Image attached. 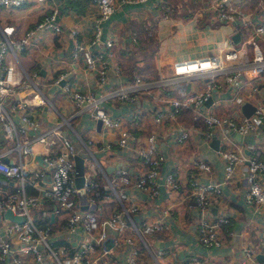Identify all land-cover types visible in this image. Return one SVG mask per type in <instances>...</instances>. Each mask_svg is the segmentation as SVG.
Returning <instances> with one entry per match:
<instances>
[{"label": "built area", "instance_id": "obj_1", "mask_svg": "<svg viewBox=\"0 0 264 264\" xmlns=\"http://www.w3.org/2000/svg\"><path fill=\"white\" fill-rule=\"evenodd\" d=\"M42 1V0H37ZM144 1V0H128ZM198 2L202 14L211 13L220 21L229 24L234 33H239L240 39L232 47L222 52H214L201 57L189 58L172 63V79L185 76L187 79H199L201 84L193 90H182V96H159L155 101L168 103L172 111L158 108L148 115V122L157 128L163 125L167 117L176 118L179 110H189L193 123L184 125L174 122L171 131L175 130L176 146L191 139L194 134L200 135L206 142L213 136L219 140L217 153L223 162L222 184L234 181L236 169L244 175L246 187L243 191L246 204L264 206V187L259 175L264 174V157L257 158L258 149L264 151V17H259L256 10L264 9V0H192ZM26 0H0V7H19ZM97 8V16L93 20L92 38L88 45L78 39V30L69 29L72 38L70 56L72 61L80 59L85 72L95 71L100 83L107 77L105 73L110 66L119 72L114 65L115 54L112 52L113 38H102L101 22L109 18L116 10L115 0H93ZM55 35L63 33L59 23V10L51 9L33 26L22 34L16 33L12 24H0V122L7 137L18 140V131L25 126L37 124L31 117L20 112L25 107L40 110L49 103V98L43 93L36 82L27 76L21 64V55L32 40L41 38L44 32ZM244 36V45L241 44ZM245 43L251 50L249 54ZM191 63L193 64H189ZM72 70L60 72L53 84L60 86L68 93L78 106V111H85L94 120H100L102 131L98 136H90L86 140L79 138L81 146L89 160L84 159L82 188L87 204H94L93 209L80 208L78 187L75 185L74 156L78 154L76 144L67 137L60 139V149L56 153L44 156L43 169L29 170L25 158L32 152L33 138L17 141V159L6 161L0 158V175L13 180L17 186L15 193H8L0 198V214L11 210L15 215L24 217L17 222L4 218L0 224V261L9 264H30L31 258L35 264H163L169 256H176L171 250L151 248L144 234L153 235L168 229V222L155 220H140L136 223L131 213L138 211L139 205L127 191L134 187L144 191L148 197H154L163 186L169 199H173L179 190L186 185L181 182L179 169L166 173L160 181V166L165 160L164 154L157 148V128L144 138H139L132 132L131 121L145 119L138 103L139 94H149V82L139 75L134 76L131 86H120L104 91L99 95L91 91H81L71 87L67 79ZM247 75L249 79L244 78ZM252 86V91L258 93L255 100L247 101L240 93L243 85ZM229 88L230 106L222 112L211 110L214 104V91ZM24 92L21 100L8 101L18 92ZM138 94V95H137ZM119 98L122 101H135V108L130 111V117L113 115L102 103L105 100ZM212 98L210 105L205 102ZM245 100H244V99ZM249 102L253 111L247 116L241 111V104ZM17 116L18 122L13 120ZM202 122L197 125L196 122ZM57 127L51 128L56 131ZM246 132L255 134L253 143L248 147L254 149L255 156H249L244 148L233 139V133L242 135ZM50 133V132H49ZM47 132L39 134L35 139L45 142ZM77 134V133H76ZM142 139V140H140ZM114 141L122 149H130L136 144V153L140 156L141 165L137 174L130 177L125 166L117 167L109 176L103 175L104 182L97 177L99 172L92 146L97 151H106ZM84 157V158H86ZM86 162V163H85ZM196 171L188 181V196L193 198L196 207L197 237L206 248H218L223 245L222 226L229 222L224 215L210 214V207L221 192L220 183L203 181L201 176L211 174L210 165L204 160L194 161ZM49 172V182H45L46 172ZM26 185L33 187L36 194L26 192ZM111 195L114 202L110 201ZM51 203L54 213H59L63 223L56 232L52 225L39 226L35 210L44 203ZM39 208V209H40ZM38 209V210H39ZM50 213L42 211L41 220ZM163 215H169L168 209ZM40 217V216H39ZM54 237V238H53ZM53 239H57L55 242ZM264 254V237L258 247ZM258 248L245 244L237 264H264L258 259ZM122 260V263H121ZM172 263V262H171ZM173 264V263H172ZM178 264H202L195 255L189 254ZM217 264H225L219 262Z\"/></svg>", "mask_w": 264, "mask_h": 264}, {"label": "crops", "instance_id": "obj_2", "mask_svg": "<svg viewBox=\"0 0 264 264\" xmlns=\"http://www.w3.org/2000/svg\"><path fill=\"white\" fill-rule=\"evenodd\" d=\"M116 10L114 13L101 22L102 38L111 36L113 38L112 52L115 54L114 65H118L119 72L114 71V66L108 67L105 76L107 79L100 83L98 74L93 70L85 72L82 61H72L70 50L72 38L69 29L78 30L80 42L88 45L92 38L93 20L97 16V8L93 0H26L19 7H0V24H12L16 28L17 34H22L28 27L33 26L51 9L59 10V23L63 28V33L55 35L51 32H44L41 38L35 41L32 53L21 55V64L30 78L40 87L43 93L49 98V103L41 106L40 110H33L25 107L22 111L31 117L37 124L22 127L24 130L18 131V140L33 138L32 152L26 158V168L29 170L43 169L45 167L44 156L49 153H56L60 149V139L67 137L71 139L76 147L81 146L79 138L86 140L90 136H98L102 131L97 128V120L89 117L87 112L78 111V106L71 99L68 93L61 90L60 86L53 84L54 78L65 70H72V74L67 79L71 87L81 91H91L96 95L117 88L120 86H131L134 76L139 75L148 81L149 94H139L138 103L144 120L138 122L131 121L132 132L139 138L146 137L151 131L156 130V126L150 121L148 115L163 108L172 111V107L166 103L155 101L159 96H182L181 91L193 90L199 87V79H187L185 76L172 79V63L175 61L186 60L189 58L201 57L218 51L225 43L234 44L232 35L233 28L220 21L214 14H202L198 2L192 0H144L133 1L115 0ZM257 16L264 17V9L255 11ZM189 15L192 19L185 24L182 17ZM201 21L204 30H214V24H219L221 42L214 43L215 51L204 55H190L195 52L192 46L197 42V36L211 35L197 28V22ZM209 27V28H207ZM226 28V30H223ZM245 35L243 34L242 37ZM245 40V39H244ZM248 50V45L245 43ZM50 47H53L52 54ZM218 48V49H217ZM224 51V50H222ZM34 55H37L34 57ZM187 55V56H186ZM251 55V53H250ZM245 80L249 79L247 75ZM264 85V84H263ZM264 87V86H263ZM24 92H18L8 101L21 100ZM241 95L247 100L252 101L258 93L252 91V86L243 85L240 90ZM138 95V94H137ZM214 104L210 106L214 112H222L228 108L230 102V91L228 87L214 91ZM243 98V99H244ZM244 99V100H245ZM137 100V99H136ZM135 101H122L119 98L103 101V107L113 115L130 117V111L135 108ZM13 120L18 122L16 115ZM181 122L190 125L193 120L186 116L185 112L178 111L176 118L167 117L163 125L157 128V148L161 151L165 160L161 163L160 181L164 175L173 169H179L181 182L186 186L176 192L173 199H169L163 186L154 197L148 195L134 187H127V191L132 199L139 205L136 213H131L132 220L138 225L140 220L161 219L168 222L167 231L155 232L149 235V246L151 248H161L171 250L176 256H169L168 261L163 264H178L180 260L189 254L195 255L202 264H237L240 251L245 244L260 246L261 239L264 237V206H254L246 204L243 191L246 187L244 175L237 168L234 181L222 184L223 162L220 159L217 149L210 146L200 135L194 134L191 139L183 144L176 146L174 143L177 132L171 131L174 122ZM197 123V122H196ZM101 125V124H100ZM202 125V124H197ZM57 127L56 131L51 128ZM156 127V128H155ZM264 129V125L261 126ZM47 132L45 142L35 139L39 134ZM50 132V133H49ZM77 133V134H76ZM255 134L259 132H246L242 135L233 134V139L244 148L249 156H255L254 149L248 147L253 143ZM15 137H7L0 122V158L6 161L17 159V149L15 148ZM142 140V139H140ZM79 147V148H80ZM136 144L130 149L120 148L114 141H111V148L106 151H97L95 146L92 150L99 168L96 173L100 183L104 182L103 175L106 173L111 176L115 169L125 166L130 177L137 174L141 165L140 156L136 153ZM260 154L257 158L264 157V151L258 149ZM38 154L42 158V164L34 160ZM79 154V153H78ZM90 156L86 157L89 160ZM204 160L211 167V174L201 176L203 181H213L220 183L221 192L215 198L210 207V214L224 215L229 222L222 226L221 234L223 245L218 248H206L198 240L196 218V207L193 198L188 196V181L191 174L196 171L194 161ZM86 163V162H85ZM259 180L264 187V174L259 175ZM45 182H49V172H46ZM17 186L13 180L0 175V198L8 193H15ZM26 192L36 194V190L26 185ZM51 203H44L41 208L35 210L36 221L39 225H52V231L56 232L63 223V218L59 213H54ZM211 208H214L211 210ZM39 209V210H38ZM168 209L169 215H163V211ZM53 213L45 216L41 220L42 211ZM40 216V217H39ZM5 217H0V224ZM54 238V237H53ZM58 242L57 239H53ZM258 259L264 263L263 252L258 248ZM172 262V263H171ZM30 264H35L30 258ZM122 263V260H121ZM0 264H9L0 261ZM144 264H147L144 261ZM150 264V262H149Z\"/></svg>", "mask_w": 264, "mask_h": 264}, {"label": "water", "instance_id": "obj_3", "mask_svg": "<svg viewBox=\"0 0 264 264\" xmlns=\"http://www.w3.org/2000/svg\"><path fill=\"white\" fill-rule=\"evenodd\" d=\"M232 39L235 43H237L240 39V35L239 33H234L232 35ZM212 101V98L208 99L206 102H205V105L208 106L210 105ZM241 111L245 114V115H249L252 111H253V106L252 104H250L249 102H243L241 104ZM97 128L100 127V120H97ZM234 135H236L238 137L239 134L237 133H233ZM210 146L214 149H218V144H219V140L216 136H213V138L211 139L210 141ZM84 157L81 156L80 154H75L74 156V162H75V185L78 187V198H79V204H80V208L84 209V208H89V209H93L94 208V204H87L86 202V196H85V192H84V189L81 187L82 186V182H83V172H84ZM34 160L37 161L38 164H42V158L40 155L36 154L34 156ZM214 208H211V210H213ZM3 216L5 218H8L10 220H13V221H17V222H20L23 220L24 217L22 216H18V215H15L11 212V210H6L3 212V214L1 215L0 214V217ZM51 220L53 219V213H51ZM263 258H264V254H263Z\"/></svg>", "mask_w": 264, "mask_h": 264}, {"label": "rangeland", "instance_id": "obj_4", "mask_svg": "<svg viewBox=\"0 0 264 264\" xmlns=\"http://www.w3.org/2000/svg\"><path fill=\"white\" fill-rule=\"evenodd\" d=\"M5 8V7H4ZM182 19H183V22L185 23V24H187L191 19H192V17L191 16H189V15H185V16H183L182 17ZM197 28H199V29H201V31H205V32H207V33H209L211 36L210 37H204L203 35H198L197 36V42L198 43H196L195 45H193L192 46V49H194L195 50V52L193 53V54H190V55H204V54H207V53H210V52H213V51H215L216 49H215V47H214V43L217 41V39H218V42H221L223 39H221V36H220V29H219V24H214V27H213V29L214 30H204L203 29V25H202V22L201 21H198L197 22ZM207 28H209V27H207ZM223 30H226L227 31V29L226 28H223ZM32 43L31 44H29L26 48V51L24 52V55L25 54H28V53H32L33 52V50H34V48H35V46L38 44V42L37 41H34V40H32L31 41ZM241 44L242 45H244V37H243V40L241 41ZM230 46V43H225V44H223L222 46H221V48H217L218 49V51H221L222 52V50H225V49H227L228 47ZM50 49V53L52 54V52H53V47H50L49 48ZM248 52H249V54L251 53V50H250V48L248 47ZM37 55H34V57H36ZM187 56V55H186ZM197 57V56H196ZM189 113H190V116H191V118H192V113L189 111ZM193 123V122H192ZM197 124V123H196ZM211 141V140H210ZM114 196L113 195H111V198H110V201L111 202H114ZM39 225V224H38ZM39 226H41V225H39ZM144 237L147 239V240H149L148 238H149V235H147V234H144ZM54 244H56V242L54 243Z\"/></svg>", "mask_w": 264, "mask_h": 264}, {"label": "trees", "instance_id": "obj_5", "mask_svg": "<svg viewBox=\"0 0 264 264\" xmlns=\"http://www.w3.org/2000/svg\"><path fill=\"white\" fill-rule=\"evenodd\" d=\"M180 111H182V112H185L186 113V116H188V118L189 119H191L192 120V118H191V116H190V113H189V110H180ZM193 122V121H192ZM197 124H203L202 122H197ZM80 146H78L77 148H78V153L81 155V156H83V157H86V154H85V152L83 151V149H82V147H80Z\"/></svg>", "mask_w": 264, "mask_h": 264}, {"label": "bare ground", "instance_id": "obj_6", "mask_svg": "<svg viewBox=\"0 0 264 264\" xmlns=\"http://www.w3.org/2000/svg\"><path fill=\"white\" fill-rule=\"evenodd\" d=\"M190 63L189 64H193V63H191V61H189Z\"/></svg>", "mask_w": 264, "mask_h": 264}]
</instances>
